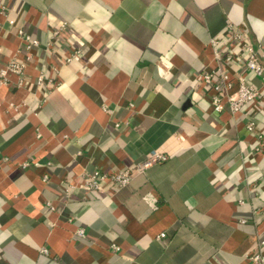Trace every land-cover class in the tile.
<instances>
[{
	"label": "crops",
	"instance_id": "1",
	"mask_svg": "<svg viewBox=\"0 0 264 264\" xmlns=\"http://www.w3.org/2000/svg\"><path fill=\"white\" fill-rule=\"evenodd\" d=\"M227 24L264 68V0H0V67L27 59L0 82V264H249L264 238V71L230 63L260 95L213 109L201 75L226 68L210 39L236 49ZM153 152L166 158L124 186H78Z\"/></svg>",
	"mask_w": 264,
	"mask_h": 264
},
{
	"label": "built area",
	"instance_id": "2",
	"mask_svg": "<svg viewBox=\"0 0 264 264\" xmlns=\"http://www.w3.org/2000/svg\"><path fill=\"white\" fill-rule=\"evenodd\" d=\"M3 8V7H2ZM9 23H14V19H9ZM226 29L230 31V43L232 42L236 49L224 50L227 44L221 42L218 38L210 39V44L216 46L215 55L217 59L226 65V68L215 76L214 71H204L201 75L202 81L211 90V104L215 111H221L225 107L231 113H239L246 111L248 105L253 102L260 95V90L251 82L240 75H231L228 65L232 62L243 61L244 68L255 76H261L264 68L258 61L256 50L253 47L247 31L242 27H237L232 24H227ZM59 29H53V35L58 33ZM17 34L22 37L26 48H32L38 45V41L30 35L25 34L21 29H17ZM229 43V42H228ZM79 50L75 49L67 60L78 54ZM27 59H18L16 54L11 55L4 61L0 67V82H7V73H15L22 75ZM38 82L43 78L39 76ZM253 121L247 123V128L252 129ZM260 136V135H259ZM165 154L153 152L142 162L134 167L117 169L114 171H103L100 169H93L85 171L81 175L78 186L90 192L103 191L106 188H119L126 185L133 177L135 172H141L145 167L155 161L164 160ZM28 165L25 161L21 166ZM78 236H84L83 227H78L75 230ZM164 234L161 233V236ZM116 247V246H114ZM249 264H264V238H260L257 246L253 251L245 255Z\"/></svg>",
	"mask_w": 264,
	"mask_h": 264
}]
</instances>
